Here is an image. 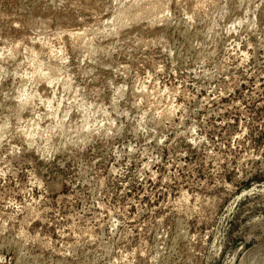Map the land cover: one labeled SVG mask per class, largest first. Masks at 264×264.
I'll list each match as a JSON object with an SVG mask.
<instances>
[{
  "label": "rangeland",
  "instance_id": "1",
  "mask_svg": "<svg viewBox=\"0 0 264 264\" xmlns=\"http://www.w3.org/2000/svg\"><path fill=\"white\" fill-rule=\"evenodd\" d=\"M133 1L0 0V46L20 42L0 55V264H240L264 243V0H141L115 29ZM30 46L65 47L52 85L23 76Z\"/></svg>",
  "mask_w": 264,
  "mask_h": 264
},
{
  "label": "bare ground",
  "instance_id": "2",
  "mask_svg": "<svg viewBox=\"0 0 264 264\" xmlns=\"http://www.w3.org/2000/svg\"><path fill=\"white\" fill-rule=\"evenodd\" d=\"M140 1L141 0H134L131 5H124L118 11V13L114 16V18L112 19L110 18V21L111 20L115 21V27H114L115 29H118L117 26L122 27L126 25L128 22V19L138 18L137 12L133 11L132 7L140 4ZM152 1H153L152 3L153 8L154 9L158 8L159 2L161 0H152ZM201 1L202 0H196V2H201ZM86 28L87 27L85 28H73L72 27V28H69V30L66 29V32L68 30L69 33L67 32V34H69L70 37H72L73 39H77V38L79 39L80 37L84 38L82 36L84 35V31L86 30ZM58 33L60 34V32ZM19 45H20V42L16 41V42L11 43L9 46H4V47L0 46L1 47L0 55H4L9 52H12L13 50L17 49ZM29 49L32 54L31 64L33 65V69L31 71H28V69L24 70L22 72L23 76L27 77L32 82V84H37L38 81H44L46 84L52 85L56 80L59 79L60 75L64 73V64H63L64 62L61 61L60 59L62 60L66 59L65 47L61 46L59 48L51 49L50 58H53L54 60H59V61H52V60L36 58L35 56L37 52L36 48L34 46H30ZM37 95H38L37 91H34L33 89L28 90L26 87H24L20 91V100H19L20 106L24 108L27 107L29 104H31L36 99ZM49 103L50 101L47 102V106ZM84 117L86 118V120H88L87 115H84ZM33 125L34 123L28 129L26 128L25 130L26 132L24 131L25 134L26 133L29 135L33 134V130H34ZM0 136H2V134H0ZM240 264H264V243L256 245L252 249L250 248V250L247 251L246 255L242 257Z\"/></svg>",
  "mask_w": 264,
  "mask_h": 264
}]
</instances>
